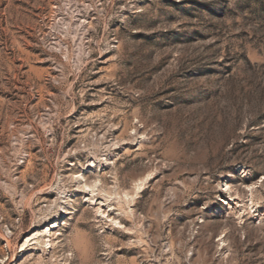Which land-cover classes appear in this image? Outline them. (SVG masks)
I'll return each mask as SVG.
<instances>
[{
    "label": "rangeland",
    "instance_id": "obj_1",
    "mask_svg": "<svg viewBox=\"0 0 264 264\" xmlns=\"http://www.w3.org/2000/svg\"><path fill=\"white\" fill-rule=\"evenodd\" d=\"M76 228L93 264H264V0H0V264H80Z\"/></svg>",
    "mask_w": 264,
    "mask_h": 264
},
{
    "label": "clouds",
    "instance_id": "obj_2",
    "mask_svg": "<svg viewBox=\"0 0 264 264\" xmlns=\"http://www.w3.org/2000/svg\"><path fill=\"white\" fill-rule=\"evenodd\" d=\"M72 254L77 256L80 264H93L97 242L86 228H76L70 240Z\"/></svg>",
    "mask_w": 264,
    "mask_h": 264
},
{
    "label": "bare ground",
    "instance_id": "obj_3",
    "mask_svg": "<svg viewBox=\"0 0 264 264\" xmlns=\"http://www.w3.org/2000/svg\"><path fill=\"white\" fill-rule=\"evenodd\" d=\"M77 178H78V182H79V184H80V187H82V188H86L87 190H89V191H91V192H93L94 191V186H91V185H89V184H87L86 182H85V179H83V173H80V174H78L77 175ZM81 178L83 179V180H81ZM82 183V184H81ZM227 187L228 186V184L227 183H225L223 186H222V188H224V187ZM228 188H229V186H228ZM90 194V193H89ZM93 194V193H92ZM91 194V195H92ZM92 198V197H91ZM71 212L69 211V209L68 208H65L64 210H63V214H61L60 215V217H58V218H56L54 221H52V223L51 224H49L48 225V227H46V229H43V230H40V229H38V230H36V231H34V232H32L31 234H29L28 235V237L25 239V241L22 243V247H28L29 246V244L30 243H39L40 242V238H41V236H43V235H48V236H50L51 237V234H52V231L54 230V229H57L59 226H60V224H62L63 222L61 221V218L62 217H65L66 215H68V214H70ZM48 238L47 239V241H49V242H51V238Z\"/></svg>",
    "mask_w": 264,
    "mask_h": 264
}]
</instances>
